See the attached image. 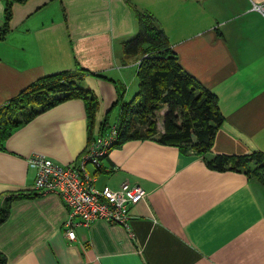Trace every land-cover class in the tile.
<instances>
[{"label": "crops", "instance_id": "1", "mask_svg": "<svg viewBox=\"0 0 264 264\" xmlns=\"http://www.w3.org/2000/svg\"><path fill=\"white\" fill-rule=\"evenodd\" d=\"M252 1L261 0H13L0 37V106L39 77L80 65L103 75L81 76L102 109L97 134L106 112L137 88L138 55L124 54L123 42L137 32L138 8L156 17L181 67L217 97L222 122L207 157L264 154V15ZM4 7L0 0V27ZM157 124L163 130V119ZM91 131L81 98L14 128L0 149V205L11 192H35L28 157L77 163ZM91 166L97 186L127 180L145 190L129 226L98 218L74 226L69 240L59 194L16 197L0 223L7 264H264V184L242 169L210 166L153 137L115 145Z\"/></svg>", "mask_w": 264, "mask_h": 264}, {"label": "trees", "instance_id": "2", "mask_svg": "<svg viewBox=\"0 0 264 264\" xmlns=\"http://www.w3.org/2000/svg\"><path fill=\"white\" fill-rule=\"evenodd\" d=\"M22 1V0H19ZM13 0H5L4 23L0 37L8 31ZM137 32L123 42V52L138 55L137 90L132 98L122 102L117 114L118 135L113 146L133 138L153 137L163 144L176 145L181 151L192 149L217 168L242 169L264 184V154L258 150L245 154L216 153L209 157L214 136L222 115L218 101L209 89L178 62L176 52L158 24L156 17L146 10L134 8ZM84 74L103 76L80 65L75 70L46 74L29 83L16 96L0 106V149L14 128L28 122L42 111L70 98L84 100L88 130L95 122L99 100L90 88L77 85ZM123 87L120 89L122 92ZM163 130L157 127L156 114L161 109ZM109 109L99 124L97 134L110 125ZM97 134H89V140ZM35 192H11L0 205V223L9 210V202L16 197H29ZM0 264H7L0 252Z\"/></svg>", "mask_w": 264, "mask_h": 264}, {"label": "built area", "instance_id": "3", "mask_svg": "<svg viewBox=\"0 0 264 264\" xmlns=\"http://www.w3.org/2000/svg\"><path fill=\"white\" fill-rule=\"evenodd\" d=\"M252 8L264 15V0L252 1ZM107 128L88 141L77 163H58L41 153L28 157V164L35 173L32 189L37 193L55 192L67 206L64 227L69 240L75 237L74 226H89L98 218L128 227L130 207L145 196V190L140 185L127 180L117 188L97 186L95 175L88 172L86 165L98 167L117 140V122Z\"/></svg>", "mask_w": 264, "mask_h": 264}, {"label": "rangeland", "instance_id": "4", "mask_svg": "<svg viewBox=\"0 0 264 264\" xmlns=\"http://www.w3.org/2000/svg\"><path fill=\"white\" fill-rule=\"evenodd\" d=\"M89 81H90L89 78L84 77L83 79H79V80H77V85L80 86V87H82V88H87V87L91 86L90 83H89ZM135 88H136V86H135ZM133 90H134V91H133ZM136 90H137V88L134 89V86H133V89H132V87H131V91H130L129 94H128V92H127L128 90H126V91H125V97H124L123 100H127V101L130 100V98L133 96V94H134V92H135ZM120 104H121V101H120L119 104L115 105V107L112 108V109L109 111V123H110V124H112V123L114 122ZM101 110H102V109L99 108L98 113H97V115H98V116H97V121H98L99 119H101V117H102V115L100 114V111H101ZM164 111H165V108H164V109H161L160 111L157 112V114H156L157 122H160V121H161V119H162V118H161V117H162V113H164ZM157 126H159V124H157ZM107 129H108V128H106V130H107ZM207 154H208V153H207ZM90 168H92L91 164H87V169H90Z\"/></svg>", "mask_w": 264, "mask_h": 264}]
</instances>
